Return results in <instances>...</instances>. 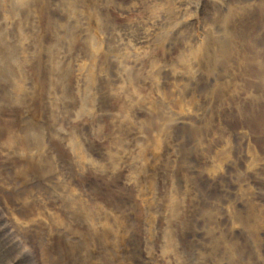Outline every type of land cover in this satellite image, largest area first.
<instances>
[{
  "label": "rangeland",
  "instance_id": "374dc122",
  "mask_svg": "<svg viewBox=\"0 0 264 264\" xmlns=\"http://www.w3.org/2000/svg\"><path fill=\"white\" fill-rule=\"evenodd\" d=\"M18 1L0 264H264V1Z\"/></svg>",
  "mask_w": 264,
  "mask_h": 264
},
{
  "label": "bare ground",
  "instance_id": "6f19581e",
  "mask_svg": "<svg viewBox=\"0 0 264 264\" xmlns=\"http://www.w3.org/2000/svg\"><path fill=\"white\" fill-rule=\"evenodd\" d=\"M34 1H35V0H34ZM37 1H40V0H37ZM42 1H43V0H42ZM225 1H226V0H225ZM232 1H233V0H232ZM249 1H250V0H249ZM252 1H253V0H252ZM252 1H250V2H252ZM254 1H255V0H254ZM254 1H253V2H254ZM257 1H258V3H262V1H264V0H257ZM214 2H215V0H214ZM226 2H227V1H226ZM230 2H231V1H230ZM235 2H236V1H235ZM235 2H233V3H235ZM31 3H32V2H31ZM35 3H37V2H35ZM210 3H211V2H210ZM210 3H209V4H210ZM212 3H213V2H212ZM212 3H211V4H212ZM218 3H219V2H218ZM224 3H225V2H224ZM33 4H34V3H33ZM33 4H32V6H33ZM39 4H40V3H39ZM41 4H43V3H41ZM41 4H40V6H41ZM209 4H208V5H209ZM213 4H214V3H213ZM215 4H216V2H215ZM215 4H214V5H215ZM229 4H230V3H229ZM229 4H228V6H230ZM231 4H232V3H231ZM236 4H238V3L236 2ZM36 5H37V4H36ZM214 5H213V7H215ZM37 6H38V5H37ZM40 6H39V7H40ZM216 6H217V4H216ZM221 6H222V5H221ZM221 6H220V7H221ZM244 6H245V5H244ZM252 6H253V5H252ZM255 6H256V5H255ZM0 7H1V10H3V2L0 3ZM33 7H34V6H33ZM218 7H219V6H218ZM222 7H223V6H222ZM224 7H226V6H224ZM231 7H232V6H231ZM240 7H241V6H240ZM242 7H243V5H242ZM245 7H246V6H245ZM35 8H36V6H35ZM210 8H212V7H210ZM251 8H252V7H251ZM212 9H213V8H212ZM216 9H218V8H216ZM237 9H238V7H237ZM239 9H241V8H239ZM243 9H244V8H243ZM37 10L39 11V9H37ZM220 10H221V8H220ZM223 10H224V9H223ZM227 10H228V8H227ZM227 10H225V12H227ZM247 10H249V8H247ZM255 10H257L258 12L260 11L261 13L263 12V14H264V8H258V7H257V9L255 8ZM255 10H253V11H255ZM237 11H239V10H237ZM257 11H256V12H257ZM40 12H41V11H40ZM213 12L215 13L216 11H213ZM230 12H231V10H230ZM241 12H242V10H241ZM241 12H240V13H241ZM218 13H219V12H218ZM246 13H249V12L246 11ZM194 14H195V13H193L192 16H194ZM196 14H197V13H196ZM208 14H211V15H212L211 12H210V13L208 12ZM208 14H207V15H208ZM231 14H232V13H231ZM244 14H245V12H244ZM1 15H2V14H1ZM1 15H0V16H1ZM215 15H216V14H215ZM220 15H221V12H220ZM234 15H235V14H234ZM236 15H237V14H236ZM236 15H235V16H236ZM238 15H240V14H238ZM254 15H255V14H254ZM254 15H252V16H254ZM7 16H8V15H7ZM7 16H6V17H7ZM196 16H198V15H196ZM247 16H249V15L247 14L245 17H247ZM250 16H251V15H250ZM252 16H251V17H252ZM263 16H264V15H263ZM263 16H262V17H263ZM4 17H5V16H4ZM4 17H3V18H4ZM198 17H199V16H198ZM198 17H196V18H198ZM213 17H214V16H213ZM216 17H217V16H216ZM218 17H220V16H218ZM224 17H226V16H224ZM232 17H233V16H232ZM236 17H237V16H236ZM262 17H261V18H262ZM0 18H2V17H0ZM191 18H192V17H191ZM196 18H195V19H196ZM220 18H221V17H220ZM222 18H223V17H222ZM252 18H253V17H252ZM252 18H251V19H252ZM255 18H256V17H255ZM255 18H254V19H255ZM261 18H260V19H261ZM189 19H190V18H189ZM199 19H200V17H199ZM224 19H225V18H224ZM227 19H228V18H227ZM231 19H232V18H231ZM240 19H241V18H240ZM247 19H248V18H247ZM263 19H264V18H263ZM0 20H1V19H0ZM3 20H4V19H3ZM7 20H8V18H7ZM190 20H191V19H190ZM200 20H201V19H200ZM215 20H216V19H215ZM236 20H237V19H236ZM248 20H250V18H249ZM248 20H247V22H248ZM256 20H257V19H256ZM187 21H188V20H187ZM195 21H196V20H195ZM213 21H214V20H213ZM216 21H217V20H216ZM218 21H219V20H218ZM227 21H228V20H227ZM237 21H238V20H237ZM237 21H236V22H237ZM239 21H240V20H239ZM242 21H243V20H242ZM250 21H251V20H250ZM250 21H249V22H250ZM260 21H261V20H260ZM16 22H18V21H16ZM183 22H184V21H183ZM185 22H186V21H185ZM188 22H189V21H188ZM203 22H204V20H203ZM219 22H220V21H219ZM232 22H233V21H232ZM244 22H245V21H244ZM194 23H195V22H194ZM194 23H193V25H194ZM196 23H197V22H196ZM200 23H201V22H200ZM213 23H214V22H213ZM213 23H212V24H213ZM216 23H217V22H216ZM216 23H214V24H216ZM233 23H234V22H233ZM237 23H238V22H237ZM239 23H240V22H239ZM258 23H259V22H258ZM3 24H4V23H3ZM5 24H7L6 21H5ZM5 24H4V25H5ZM16 24H18V23H16ZM207 24H208V23H207ZM207 24H206L205 27H207ZM217 24H218V23H217ZM226 24H227V23H226ZM229 24H230V23H229ZM188 25H189V24H188ZM191 25H192V24H191ZM230 25H232V24H230ZM230 25H229V26H230ZM239 25H241V24H239ZM262 25H263V24H262ZM0 26H1V25H0ZM183 26H184V25H183ZM189 26H190V25H189ZM202 26H203V24H202ZM202 26H201V28H202ZM209 26H210V23H209ZM246 26H247V25H246ZM180 27H181V26H180ZM186 27H188V26L186 25ZM237 27H238V26H237ZM247 27H248V26H247ZM261 27H262V26H261ZM190 28H191V27H190ZM192 28H193V27H192ZM209 28H213V27H209ZM214 28H215V27H214ZM220 28H221V27H220ZM239 28H240V27H239ZM194 29H195V27H194L193 29H190V30H193V31H194ZM228 29H229V28H228ZM228 29H227V30H228ZM258 29H259V28H258V25H257L256 21H251V24H249V28L247 29V32H246V33H248V35L251 36V39L249 38V39H250V46H253V45H254L253 47H258L259 49H261L262 54H264V41H263V40H259V39L256 38V33L259 31ZM187 30H188V29H187ZM201 30H202V29H201ZM203 30H204V28H203ZM203 30H202V31H203ZM205 30H206V29H205ZM205 30H204V31H205ZM211 30H212V29H211ZM215 30H216V28H215ZM227 30H226V31H227ZM232 30H233V29H232ZM243 30H244V29H243ZM3 31H4V28H3V30H2L1 27H0V55H2V54L4 55V53H9V52H10V50L7 49V47H8V43H9V42H7V41L5 40L6 37H5V35L3 34ZM185 31H186V30H185ZM193 31H192V33H193ZM209 31H210V30H209ZM237 31H238V30H237ZM239 31H240V30H239ZM183 32H184V30H183ZM217 32H218V31H217ZM190 33H191V32H190ZM211 33H212V32H211ZM214 33H216V32H214ZM221 33H222V32H221ZM226 33H227V32H226ZM186 34H187V33H186ZM193 34H194V33H193ZM205 34H206V33H205ZM208 34H210V33H208ZM222 34H223V33H222ZM224 34H225V33H224ZM229 34H231V33H229ZM201 35H202V34H201ZM206 35H207V34H206ZM206 35H205V36H206ZM248 35H247V36H248ZM207 36H208V35H207ZM207 36H206V37H207ZM230 36H231V35H230ZM233 36H234V35H233ZM241 36H242V35H241ZM247 36H246V37H247ZM190 37H191V36H190ZM194 37H195V36H194ZM211 37H212V36H211ZM215 37H216V36H215ZM231 37H232V36H231ZM198 38H199V37H198ZM201 38L203 39V37H201ZM209 38H210V37H209ZM224 38H225V37H224ZM196 39H197V38H196ZM199 39H200V38H199ZM199 39H198V40H199ZM225 39H226V38H225ZM225 39H224V40H225ZM235 39H236V38H235ZM19 40H20V39H19ZM190 40H191V39H190ZM190 40H188V41H189L188 45L190 44ZM203 40H204V39H203ZM206 40H207V39H206ZM209 40H210V39H209ZM209 40H207V41L209 42ZM212 40H213V39H212ZM201 41H202V40H200V43H201ZM222 41H223V40H222ZM191 42H192V41H191ZM208 42H207V43H208ZM210 42H212V41L210 40ZM210 42H209V43H210ZM220 42H221V40L219 41V43H220ZM232 42H233V41H232ZM194 43H196V42H194ZM200 43H199V46H201V45L203 46V44L200 45ZM202 43H203V42H202ZM212 43H214V42H212ZM212 43H211V44H212ZM229 43H231V42H229ZM20 44H21V43H19L18 45L20 46ZM192 44H193V42H192ZM192 44H191V45H192ZM220 44H221V43H220ZM222 44H224V43H222ZM234 44H235V43H234ZM243 44H244V43H243ZM10 45H11V43H10ZM235 45H236V44H235ZM237 45H239V44H237ZM240 45H241V44H240ZM19 46H18V47H19ZM197 46H198V44H197L195 47H197ZM219 46H220V45H219ZM232 46H234V45H232ZM192 47H193V46H191V48H192ZM203 47H205V46H203ZM203 47H202V48H203ZM210 47H211V46H210ZM212 47L214 48V46H212ZM222 47H225V46H222ZM235 47H236V46H234V48H235ZM239 47H242V46H239ZM245 47H246V46H245ZM253 47H252V48H253ZM10 48H12V46H11ZM213 48H212V49H213ZM217 48H218V47H217ZM226 48H227V47H226ZM229 48H232V47H229ZM229 48H228V50L232 51V49H229ZM236 48H237V47H236ZM236 48H235V49H236ZM16 49H17V46H15V50H16ZM192 49H194V47H193ZM197 49H198V48H197ZM197 49H194V50H197ZM235 49H234V51H235ZM237 49H238V48H237ZM241 49H244V48L242 47ZM13 50H14V48H13ZM17 50H18V49H17ZM188 50H190V49H188ZM199 50H200V48H199ZM214 50H215V48H214ZM214 50H213V52L215 53ZM244 50H245V49H244ZM252 50H253V49H252ZM19 51H20V50H19ZM201 51H203V50H201ZM201 51H200V52H201ZM226 51H227V49H226ZM230 51H228V52H230ZM248 51H249V50H248ZM258 51H259V50H258ZM12 52H18V51H12ZM198 52H199V51H198ZM198 52H197V53H198ZM203 52H204V51H203ZM207 52H208V51H207ZM207 52H206V53H207ZM10 53H11V52H10ZM206 53H205V54H206ZM209 53H210V52H209ZM217 53H218V52H217ZM222 53H223V51H222ZM235 53H237V52H235ZM235 53H233V54H235ZM239 53H240V52H239ZM241 53H243V52H241ZM241 53H240V55L242 56ZM15 54H16V53H15ZM192 54H193V52H192ZM192 54H191V55H192ZM194 54H195V51H194ZM199 54H201V53H199ZM202 54H203V53H202ZM211 54H212V53H211ZM211 54H209V55L211 56ZM228 54H229V53H227V55H228ZM231 54H232V52H231ZM259 54H260V53H259ZM262 54H261V56H262ZM191 55H190V56H191ZM223 55L225 56L224 53H223ZM229 55H230V54H229ZM235 55L237 56V54H235ZM235 55H234V56H233V55H230V57L233 56V58H234ZM195 56H196V54H195ZM216 56H217V55H216ZM216 56H215V57H216ZM219 56H220V55H219ZM224 56H223V57H224ZM215 57H214V58H215ZM242 57H243V56H242ZM253 57H254V56H253ZM1 58H2V57H1ZM7 58H9V57H7ZM16 58H18V57H16ZM193 58H194V57H193ZM201 58H202V56H201ZM203 58H204V55H203ZM212 58H213V57H212ZM216 58H218V57H216ZM231 58H232V57H231ZM231 58H230V59H231ZM233 58H232V61L234 60ZM235 58H236V57H235ZM239 58H240V57H239ZM243 58H244V57H243ZM243 58H241V59H243ZM3 59H4V58H3ZM3 59H2V60H3ZM14 59H15V58H14ZM195 59H196V57H195ZM197 59H200V58H197ZM236 59H237V58H236ZM236 59H235V60H236ZM255 59H256V58H255ZM263 59H264V58H263ZM211 60H212V59H211ZM227 60H229V59H227ZM4 61H5V60H4ZM14 61H15V60H14ZM14 61H13V62H14ZM216 61H218V60H216ZM11 62H12V61H11ZM207 62H208V61H207ZM230 62H231V61H230ZM254 62H255V61H254ZM256 62H257V61H256ZM9 63H10V62H9ZM210 63H212V62H210ZM214 63H215V62H214ZM218 63H220V59H219V62H218ZM231 63H232V62H231ZM234 63H235V62H234ZM242 63H243V62H242ZM242 63H241V64H242ZM247 63H248V62H247ZM257 63H258V62H257ZM11 64L13 65L14 63H11ZM222 64H224V63H222ZM222 64L220 63L221 66H222ZM9 65H10V64H9ZM12 65H11V68H12ZM220 65H219V66H220ZM224 65H225V64H224ZM237 65H239V64H236V66H237ZM245 65H246V64H244V66H245ZM254 65H255V64H254ZM257 65H259V64H257ZM210 66H211V65H210ZM226 66H227V63H226ZM231 66H232V65H231ZM233 66H235V65H233ZM244 66H243V67H244ZM228 67H230V65H229ZM240 67H241V66H240ZM243 67H242V69H243ZM254 67H255V66H254ZM254 67H252L253 70H254ZM263 67H264V66H263ZM7 68H8V67H7ZM218 68H219V67H217V69H218ZM222 68H223V66H222ZM230 68H232V67H230ZM5 69H6V67L3 66V68H2V64L0 63V74H2L3 72H5V71H4ZM8 69H9V68H8ZM8 69H7V70H8ZM211 69H212V68H211ZM219 69H220V68H219ZM223 69H224V68H223ZM223 69H221V71H222ZM247 69H248V68H247ZM13 70H14V69H13ZM209 70H210V68H209ZM250 70H251V69H250ZM8 71H9V70H8ZM6 72H7V71H6ZM6 72H5V73H6ZM11 72H12V69H11ZM214 72H215L214 75H216V74H217L216 71H214ZM245 72H246V71H245ZM254 72H255V71H254ZM204 73H205V72H204ZM207 73H209V72H207ZM218 73H219V71H218ZM258 73H259V75H258V76H259V81H257L256 83H259V84L261 85V86H259L258 88H262V87H264V68H262V69H258ZM11 74H12V73H11ZM212 74H213V73H212ZM241 74H242V73H241ZM241 74H240V75H241ZM243 74H245V73H243ZM208 75H209V74H208ZM224 75H225V74H224ZM7 76H8V75H7ZM9 76H11L10 73H9ZM1 77H2V75H0V78H1ZM221 77H222V76H221ZM226 77H228V76H226ZM231 77H232V76H231ZM222 78H223V77H222ZM222 78H221V79H222ZM232 78H233V77H232ZM2 79H4V78L2 77ZM5 81H6V78H5ZM231 81H233V80L231 79ZM6 82L8 83V81H6ZM3 83H4V82H3ZM221 84H222V87H224V86H223V83H221ZM225 84H226V83H225ZM3 88H4V87H3ZM220 88H221V87H220ZM219 90H221V89H218V91H219ZM219 93H220V91H219ZM5 95H6V93H4L3 91H0V98H2V100L4 99V96H5ZM6 96H7V95H6ZM187 110H188V109H187ZM193 111H194V110H193ZM1 113H2V112H1ZM194 113H195V112H194ZM2 115H3V114H2ZM5 123H6V122L3 121V118H0V136H3V135L8 134V133H3V132H2V131H5V132L7 131V130H6V129H7V124H5ZM18 174H19V173H18Z\"/></svg>",
  "mask_w": 264,
  "mask_h": 264
}]
</instances>
